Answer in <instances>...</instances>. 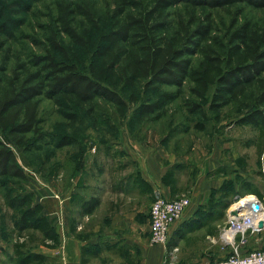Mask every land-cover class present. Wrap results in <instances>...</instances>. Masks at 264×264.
I'll list each match as a JSON object with an SVG mask.
<instances>
[{"label": "trees", "instance_id": "1", "mask_svg": "<svg viewBox=\"0 0 264 264\" xmlns=\"http://www.w3.org/2000/svg\"><path fill=\"white\" fill-rule=\"evenodd\" d=\"M246 1L256 7H264V0H119L110 18L109 29L99 35V23L92 11L81 4H61L56 27L48 38L46 53L35 55L31 62H19L13 74L7 72V62L0 64V133L7 134L16 146L26 150L42 148L45 142L43 119L39 115L42 97L56 105L66 107L72 103L85 110L93 121L97 116V99L113 103L120 120L133 106L132 123H144L163 119L170 106L182 98L187 110L186 120L193 114L207 119L202 100L211 89L209 109L219 113L229 105L241 108L235 120L239 125H251L258 129V154L264 152V29L250 20L239 24L233 21L224 36L214 34L211 13L199 15L197 9L176 19L171 9L187 3L199 6H225ZM74 4V3H70ZM80 12L91 24V30L77 28L72 21ZM63 34L70 40V47H94L88 65L58 60L67 57ZM99 35V41L95 39ZM200 55L194 66L193 57ZM192 83L190 94L185 93L187 81ZM138 82L144 91H152L153 101L140 102L135 91ZM131 91L125 98L120 88ZM166 87H174L166 90ZM72 124L79 120L76 112L65 113ZM96 119V120H95ZM98 122V121H97ZM101 122V121H100ZM107 123H102L104 125ZM110 128V125H108ZM197 130L205 129V122L197 120ZM185 127L184 132L189 131ZM35 136V141L29 135ZM169 138V137H168ZM74 144L64 137L59 146ZM26 178L15 151L0 136V177ZM242 186L251 189L245 181ZM10 208V219L17 233L13 244L15 264H42L45 255L26 251L35 235H41L42 245L56 248L61 244L55 219L50 218L41 201L31 193L5 194ZM92 197L82 201V212L92 213L99 204ZM230 203V202H229ZM228 203V204H229ZM83 262L89 247L83 246Z\"/></svg>", "mask_w": 264, "mask_h": 264}, {"label": "rangeland", "instance_id": "2", "mask_svg": "<svg viewBox=\"0 0 264 264\" xmlns=\"http://www.w3.org/2000/svg\"><path fill=\"white\" fill-rule=\"evenodd\" d=\"M118 1L0 0V64L7 62V72L13 74L17 63L31 62L35 55L45 54L48 38L57 29L56 20L60 13L59 7L61 4L67 6L81 4L82 8L91 10L99 23L98 31L101 35L103 31L109 29L110 18ZM144 1L147 2L148 0ZM71 2L74 4H70ZM194 8L200 12V16L206 13L212 14L214 34L222 37L235 20L239 24L250 20L254 25L264 29V7H256L246 1L225 6L206 7L199 5L195 7L187 3H180L171 9V16L179 19L182 16H187L188 11ZM72 21L77 28L85 27L91 30L90 22L80 12L75 13V18ZM99 35L95 39V43L99 41ZM63 44L66 47L68 56L59 55L58 60L88 65L94 50L92 45L88 44L83 48H72L66 34H63ZM200 59L201 56L198 54L193 57L194 66ZM191 86L192 83L188 80L185 85L187 95L190 94L189 89ZM165 89L173 90L174 87H166ZM130 91L131 88L129 87L120 88V92L125 98H128ZM135 91L139 95L140 102L153 101L156 98L152 91H144L142 82H138ZM212 92L213 89L202 100L205 112L208 115L207 119H203L200 114H193L190 116L191 119L186 120L187 110L183 99L180 98L170 106L168 114L163 119L144 123H132L135 119L133 106L128 107L127 116L122 121L113 103L98 98L97 113L99 114L97 116L100 120L95 123L85 110H80L72 103L67 104L66 107H61L51 99L42 97L39 115L44 120L42 129L46 134L45 142H38L43 145L42 148L28 150L20 148L11 142L7 134L0 133V136L15 151L18 162L27 175L25 179L9 176L0 177V264H15L12 253L14 252L13 244L18 237L10 219L11 210L5 203V194L7 192L12 194L31 193L38 201L46 194L62 200L61 185L64 186L70 182L72 160H75L73 153L80 151L79 143L81 139L90 137L89 140L98 144V137L100 139H110L115 129L122 130L125 125L135 132L153 133L154 137L158 139L169 135V138H167L168 147L181 157L189 159L193 167L194 164L205 162V159L209 157L210 152L215 148L216 139H219L220 142L221 137L226 138L228 144L226 147L223 146L221 155L223 163L220 167L224 174L219 172L223 175L222 177L230 174L233 177L239 174V177H236L237 180L234 178L232 181L225 180L223 189L214 194L213 200H220L224 204L234 202L240 199L241 196H245V194H255L242 189V184L245 181L253 184V187L258 186L263 192L264 152L262 155L258 154V129L251 125L236 123L235 120L242 112L241 108L236 105L225 107L216 117L217 113L209 109ZM69 112L78 113L79 120L77 123L72 124L70 119L66 118L65 113ZM197 120L205 122L204 130L194 128ZM102 123L107 124L101 125ZM108 125H110V128H108ZM188 125L190 126L189 131L184 132L185 127ZM139 127H142V129H138ZM29 137L34 141L36 140L33 134H30ZM64 137L71 139L74 144L59 146V142ZM93 143L90 145L92 146ZM103 147L100 142L98 149H103ZM236 156H239V166L235 163ZM60 165L62 168H60ZM63 171L65 174H63ZM236 187L239 188L237 193H235ZM56 195H59L60 198ZM237 195H239L238 198L235 197ZM40 237L41 235L37 233L35 240L30 241L25 250L29 252L45 248L39 241Z\"/></svg>", "mask_w": 264, "mask_h": 264}, {"label": "crops", "instance_id": "3", "mask_svg": "<svg viewBox=\"0 0 264 264\" xmlns=\"http://www.w3.org/2000/svg\"><path fill=\"white\" fill-rule=\"evenodd\" d=\"M142 133L127 125L115 129L110 139L97 138L103 149L90 137L81 139L80 151L73 153L70 182L59 188L63 199L46 194L40 199L46 214L55 219L61 239L56 248L36 251L46 257L42 264H203L231 253L220 232L239 199L229 204L213 200L225 180L239 177H222L221 155L228 139L221 137L223 144L216 139L205 162L193 167L168 147L169 135L158 139L153 133ZM235 160L239 166V156ZM242 189L258 197L264 194L253 184ZM158 194L190 198L183 216L171 225L167 244L150 240V207ZM92 197L100 202L92 213L84 214L82 201ZM83 246L91 252L85 255L86 262ZM243 248H264V227L249 232Z\"/></svg>", "mask_w": 264, "mask_h": 264}, {"label": "built area", "instance_id": "4", "mask_svg": "<svg viewBox=\"0 0 264 264\" xmlns=\"http://www.w3.org/2000/svg\"><path fill=\"white\" fill-rule=\"evenodd\" d=\"M252 199L245 202V208L238 215H229L226 223L221 228V239L232 248L231 253L221 260H208L203 264H264V248L257 250H244L249 232L262 230L259 226L264 221V194L261 197L251 195ZM56 197L60 198L59 195ZM258 202L260 210L255 211L251 204ZM237 201L234 203L236 204ZM190 205V198L182 196L168 199L158 194L150 207V240L154 244H167L171 225L179 220L185 209ZM241 205L235 206L238 209ZM176 250V248L174 249ZM163 264H174L165 261Z\"/></svg>", "mask_w": 264, "mask_h": 264}, {"label": "water", "instance_id": "5", "mask_svg": "<svg viewBox=\"0 0 264 264\" xmlns=\"http://www.w3.org/2000/svg\"><path fill=\"white\" fill-rule=\"evenodd\" d=\"M251 207H252L255 211L260 210V204H259L258 202L252 203V204H251ZM244 208H245V206H244V205H241L238 209H232V210L230 211V215H238V213H239L240 211H242ZM259 226H260L261 228L264 227V221H263V220H261V221L259 222Z\"/></svg>", "mask_w": 264, "mask_h": 264}, {"label": "bare ground", "instance_id": "6", "mask_svg": "<svg viewBox=\"0 0 264 264\" xmlns=\"http://www.w3.org/2000/svg\"><path fill=\"white\" fill-rule=\"evenodd\" d=\"M252 196L247 194L245 196H241V198L237 201L236 204H234L233 207L237 206V205H241V204H244L245 202H247L249 199H252L251 198Z\"/></svg>", "mask_w": 264, "mask_h": 264}]
</instances>
